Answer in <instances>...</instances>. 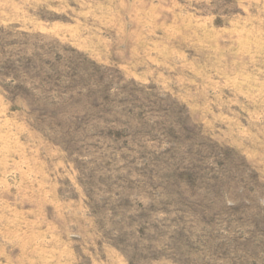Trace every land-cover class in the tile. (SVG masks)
I'll return each mask as SVG.
<instances>
[{
    "label": "rangeland",
    "instance_id": "1",
    "mask_svg": "<svg viewBox=\"0 0 264 264\" xmlns=\"http://www.w3.org/2000/svg\"><path fill=\"white\" fill-rule=\"evenodd\" d=\"M0 264H264V0H0Z\"/></svg>",
    "mask_w": 264,
    "mask_h": 264
}]
</instances>
